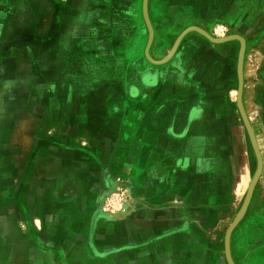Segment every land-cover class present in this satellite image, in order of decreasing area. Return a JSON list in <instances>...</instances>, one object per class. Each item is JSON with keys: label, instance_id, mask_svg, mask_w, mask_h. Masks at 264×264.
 Masks as SVG:
<instances>
[{"label": "crops", "instance_id": "1", "mask_svg": "<svg viewBox=\"0 0 264 264\" xmlns=\"http://www.w3.org/2000/svg\"><path fill=\"white\" fill-rule=\"evenodd\" d=\"M238 1L214 0L200 28L245 40L242 102L262 156L261 194L264 0ZM127 5L0 0V264H210L203 244L189 252L183 228L223 222L233 194L249 187L256 157L237 105L241 43L190 32L156 66L143 25L126 39L116 15ZM179 36L161 47L154 29L151 58L163 60ZM39 96L54 103L51 121L39 117ZM46 127L61 130L46 138ZM34 129L52 151L30 154ZM261 229L253 251L264 262Z\"/></svg>", "mask_w": 264, "mask_h": 264}, {"label": "rangeland", "instance_id": "2", "mask_svg": "<svg viewBox=\"0 0 264 264\" xmlns=\"http://www.w3.org/2000/svg\"><path fill=\"white\" fill-rule=\"evenodd\" d=\"M123 1H126L128 5L125 7V9L122 12H119L118 15L116 16L123 18L122 25L124 23L125 28L130 27L128 30L124 32L127 41L137 40L140 33L138 31L139 30L138 27H140V25H143L147 31V27L143 18V10H142L143 0H123ZM237 2L239 3L242 1L237 0ZM93 5H95V1L93 2ZM149 8H150L149 16L153 29H156L157 34L161 36L159 39L161 47L167 46L169 43H174L177 36H179V34H182L186 29L190 27L200 28L201 23L204 21L205 18H207V15L213 14L214 12L218 11L217 6H214V0H150ZM93 17L97 19L98 15L96 14ZM229 33H230L229 31L223 28V29H219L218 31H215L214 34L215 37L224 38V37H228ZM108 36L110 39H112L111 38L112 35L108 34ZM92 39L93 40L91 43L93 44V48H95V50H98L95 37H93ZM128 50L129 49L126 48V51ZM78 54L80 53L78 52ZM127 60H130L129 55L127 57ZM126 66H129L130 69L133 68V65L131 63L127 64ZM79 68H81V65H79ZM44 80L46 82H50L48 81V78H45ZM74 82H76L75 83L76 85H79V83H81L82 81L76 77L74 79ZM38 99L39 101H41L39 102V104H43L45 107L44 112L39 113L40 119H42L41 117H44L45 120L51 121L53 119L52 110L54 103L51 101V99L48 96L45 97L39 96ZM34 130L35 132H33L32 134L30 133V140L32 141L34 139V142H31L28 145L30 154L33 152V155L35 156L39 152L42 153L44 151L45 152L52 151L50 149V147H52V144L47 143L46 141L45 142H40V140L38 141L36 139L37 129ZM38 130L40 131V129ZM44 130H45V136L47 138L50 135V131L58 130V132H60L59 130L61 129L53 130L49 127H46ZM38 134L40 137V132ZM252 150L256 157L253 148ZM14 152H16V149H14ZM255 159L256 160L254 166L257 171V167H258L257 157ZM256 171L254 172L251 181H249L250 184L255 176ZM260 177L258 178V181ZM28 179L29 180L32 179L31 175L25 178V180ZM258 181L256 182V184L258 183ZM31 182L32 181H30L29 183ZM235 193L236 194L235 195L233 194V197L236 196V200H237L236 208L235 207L231 208V210L229 211L230 212L229 215L223 218L224 219L223 222L200 224L198 226L193 225V227L188 224L183 228V231L188 233L187 235L188 239H186V241H188V250L189 252H196V250L200 252V248L202 247L203 244L204 252H206L205 259L208 263L229 264L225 255V237L229 227L232 225L236 217H239L240 221L232 231L230 238V251L234 264H263L264 263L262 261L263 258L262 259L260 258L258 251L257 254L253 250L258 248V246H260L261 244L260 241H257V239H255L254 230L261 229V225H257L255 223V221H257L256 220L257 216L255 215L261 212L263 208L262 201H264V193L261 194L253 193L252 198L254 197V200L252 202V205L250 207L248 205V207L245 210L243 209V205L248 197L249 187H247L244 193H239L237 191ZM34 195H36V193L29 192L28 198L30 199V201L31 199H33L32 197ZM29 208L30 211L33 210L31 209V207ZM261 231L264 233L263 229H261ZM196 236H198V238ZM212 236H214L215 238H211ZM198 245L199 247H196ZM262 246L264 248V245Z\"/></svg>", "mask_w": 264, "mask_h": 264}, {"label": "water", "instance_id": "3", "mask_svg": "<svg viewBox=\"0 0 264 264\" xmlns=\"http://www.w3.org/2000/svg\"><path fill=\"white\" fill-rule=\"evenodd\" d=\"M142 10H143V18L148 30V42H147V46L145 48V57L146 59L153 65L156 66H160L163 65L167 62H169L174 53L176 52L178 46L180 45L182 39L190 32H196L200 35H202L203 37H205L206 39H208L209 41H211L212 43L215 44H220V43H225L231 40H237L241 43V49H240V53H239V60H238V91H237V105L240 111V114L242 116V119L244 121V124L248 130L251 142H252V146L253 149L255 151L256 157H257V162H258V167H257V171L255 173V176L249 186V193H248V197L243 205V209L245 210L248 205L250 204L252 195L254 193V189L256 186V182L258 181V178L261 175L262 172V167H263V161H262V156L260 153V149L258 147V143L254 134V131L252 129V126L249 122V119L247 117L246 111L244 109V105L242 102V92H243V86H244V78H243V62H244V53H245V48H246V43L245 40L240 37V36H228L225 38H213L211 35H209L206 31H204L203 29L199 28V27H190L188 29H186L176 40L174 46L172 47L171 51L168 53V55L161 61H156L154 59L151 58L150 56V47L152 45L153 42V38H154V29L150 20V16H149V0H143V5H142ZM240 221L239 217H236V219L234 220V222L232 223V225L229 227L227 233H226V237H225V255L226 258L229 262V264H234L233 260H232V256H231V251H230V238H231V234L232 231L234 230L235 226L238 224V222Z\"/></svg>", "mask_w": 264, "mask_h": 264}]
</instances>
